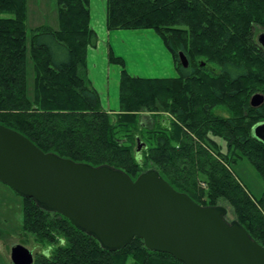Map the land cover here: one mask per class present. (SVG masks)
I'll return each instance as SVG.
<instances>
[{"label": "trees", "instance_id": "obj_1", "mask_svg": "<svg viewBox=\"0 0 264 264\" xmlns=\"http://www.w3.org/2000/svg\"><path fill=\"white\" fill-rule=\"evenodd\" d=\"M57 8L58 28L39 26L29 36L27 0H0V125L46 154L108 166L133 181L154 170L198 205L224 207L228 221L230 214L264 247V193L255 198L233 170L245 160L264 182V143L253 135L264 104L250 105L254 94L264 95V49L253 36L264 29V0H106L107 31H153L178 74L134 77L111 50L109 63L121 68L114 116L89 78L88 51L99 43L91 0H57ZM23 202L24 235L47 247L33 264H182L139 238L105 250L67 218Z\"/></svg>", "mask_w": 264, "mask_h": 264}, {"label": "water", "instance_id": "obj_2", "mask_svg": "<svg viewBox=\"0 0 264 264\" xmlns=\"http://www.w3.org/2000/svg\"><path fill=\"white\" fill-rule=\"evenodd\" d=\"M264 49V33L257 38ZM181 64L189 62L179 54ZM264 104V95L250 105ZM264 143V122L253 129ZM143 143L138 139L137 152ZM0 182L38 207L67 218L105 250L126 248L135 238L152 252L182 264H264V247L224 207H203L176 191L156 171L133 181L108 166L75 163L44 153L22 134L0 125ZM13 264H33L26 247L11 250Z\"/></svg>", "mask_w": 264, "mask_h": 264}, {"label": "rangeland", "instance_id": "obj_3", "mask_svg": "<svg viewBox=\"0 0 264 264\" xmlns=\"http://www.w3.org/2000/svg\"><path fill=\"white\" fill-rule=\"evenodd\" d=\"M91 13L92 24L96 23V20H98V25L103 24L105 27L106 0H91ZM99 19L102 21L99 22ZM98 25L96 27H99ZM39 26H50L54 29L58 28L57 0H27V31L29 36L31 31ZM124 32L121 38L122 46H120V48H122L118 54L114 53V55L125 60L126 69L129 74L141 78H175L178 76L176 71L177 63L173 59L171 53L165 48L162 40L157 34L150 30ZM262 33H264V29L258 27L254 28L253 36L256 41L258 36ZM105 48L106 45L104 44L102 49L97 53L102 54L101 57H103L104 60L106 57ZM110 52L111 49L109 47L108 54ZM27 71L28 92L29 96H31L33 92V64L30 60ZM101 71H105L106 75L109 76L106 86L105 82L103 87L98 85V87H100L99 89H101L104 105L109 101V105H105V109L103 110H111L107 112L114 116L113 114L118 113L120 110L119 95L117 98V94L119 93L121 68L117 65H110V67H108L104 64ZM93 76L94 74L92 72V78ZM106 97H108V100ZM114 107L116 110H114ZM172 120L173 117L168 114L164 116L162 123L168 126L171 124ZM142 122L149 126L151 119L146 114L143 115ZM233 170L251 195L257 199L263 195L264 182L247 161H240L237 165L233 166ZM23 207V198L16 194L9 186L0 182V264H13L11 260V250L13 246L17 244L30 250L34 258L37 254L47 249V247H38L33 237L29 236L27 238L24 235ZM228 218L229 220H233L230 214Z\"/></svg>", "mask_w": 264, "mask_h": 264}, {"label": "crops", "instance_id": "obj_4", "mask_svg": "<svg viewBox=\"0 0 264 264\" xmlns=\"http://www.w3.org/2000/svg\"><path fill=\"white\" fill-rule=\"evenodd\" d=\"M100 21H102V20L99 19V22ZM97 22H98V20H96V23L92 24V20H91V25H92L93 29L98 33L99 43H98V47L96 49H90L88 51V69H89V78H90L91 82L93 83L94 87L96 88V90L99 92L102 107H103V109H105L104 107H105V105H109V101L104 105V101H103V98L101 95V89H99V88L103 87L104 82H105V86L107 85V81H108L109 76L106 75L105 71L102 72L101 69L104 66V64H105V66L107 65L108 67H110V65H113V64L109 63L108 48L110 47V49L113 50L114 53L118 54V52L122 48V47L120 48V46H122L121 38L125 32L124 31L109 32L106 29V25L104 27L103 24L98 25ZM97 25L99 27H96ZM136 32H134V33H136ZM104 44L106 45L105 60L103 59V57H101L102 54H97L98 51H100L102 49V46ZM92 72L95 76V77L93 76V78H92ZM120 73H121V71H120ZM98 85L100 87H98ZM118 95H119V93L117 94V98H118ZM106 98L108 100V97H106ZM114 110H116L115 107H114ZM107 111H111V110H107Z\"/></svg>", "mask_w": 264, "mask_h": 264}]
</instances>
